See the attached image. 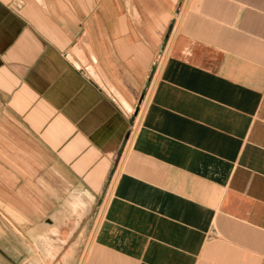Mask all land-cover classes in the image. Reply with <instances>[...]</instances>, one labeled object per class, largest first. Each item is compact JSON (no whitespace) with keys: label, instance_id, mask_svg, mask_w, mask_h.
<instances>
[{"label":"crops","instance_id":"crops-1","mask_svg":"<svg viewBox=\"0 0 264 264\" xmlns=\"http://www.w3.org/2000/svg\"><path fill=\"white\" fill-rule=\"evenodd\" d=\"M4 151L106 194L84 264H264V0H0Z\"/></svg>","mask_w":264,"mask_h":264},{"label":"rangeland","instance_id":"rangeland-1","mask_svg":"<svg viewBox=\"0 0 264 264\" xmlns=\"http://www.w3.org/2000/svg\"><path fill=\"white\" fill-rule=\"evenodd\" d=\"M149 92L150 86L143 102L138 105L134 120L137 127ZM5 156V151L0 152L2 159ZM40 184L38 190L31 183H21L18 189L24 187L23 198H15L8 191L2 193L0 230L11 236L8 228L16 225L21 229L23 238L18 235V239H11L8 245L1 243V254L16 264H84L108 201L106 194L94 200L79 198L78 193L69 191L66 184L59 183L60 192L52 197Z\"/></svg>","mask_w":264,"mask_h":264},{"label":"water","instance_id":"water-1","mask_svg":"<svg viewBox=\"0 0 264 264\" xmlns=\"http://www.w3.org/2000/svg\"><path fill=\"white\" fill-rule=\"evenodd\" d=\"M143 99H144V95L141 97L139 104H141L143 102ZM138 109H139V107H137L136 113L138 112Z\"/></svg>","mask_w":264,"mask_h":264},{"label":"bare ground","instance_id":"bare-ground-1","mask_svg":"<svg viewBox=\"0 0 264 264\" xmlns=\"http://www.w3.org/2000/svg\"><path fill=\"white\" fill-rule=\"evenodd\" d=\"M186 1H187V0H186ZM114 89H115V88H114ZM114 89H113V90H114ZM113 90H112V91H113ZM115 90H116V89H115ZM116 92H117V91H116ZM119 102H120V101H119ZM121 104H122V103H121ZM126 104H127V103H126ZM128 108H130V107L128 106ZM108 201H109V199H108ZM107 203H108V202H107ZM106 206H107V204H106ZM98 226H99V224H98ZM94 234H95V233H94ZM93 240H94V239H93Z\"/></svg>","mask_w":264,"mask_h":264}]
</instances>
